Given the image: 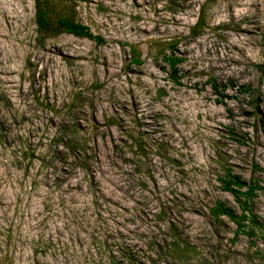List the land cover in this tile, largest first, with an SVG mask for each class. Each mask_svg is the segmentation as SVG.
<instances>
[{"label": "rangeland", "instance_id": "obj_1", "mask_svg": "<svg viewBox=\"0 0 264 264\" xmlns=\"http://www.w3.org/2000/svg\"><path fill=\"white\" fill-rule=\"evenodd\" d=\"M34 3L0 0V264H264L210 213L264 187V0L50 1L101 44Z\"/></svg>", "mask_w": 264, "mask_h": 264}, {"label": "trees", "instance_id": "obj_2", "mask_svg": "<svg viewBox=\"0 0 264 264\" xmlns=\"http://www.w3.org/2000/svg\"><path fill=\"white\" fill-rule=\"evenodd\" d=\"M50 1L51 0H35L34 15L38 31L61 29L74 36L92 39L99 44L104 42V39L100 35L93 34L88 27L80 22L73 21L67 17H60L55 21H51L49 18ZM42 40L43 39H40V42H42ZM166 62L171 68L170 74L172 75V79L178 82L176 66L181 62V59L175 56H168L166 57ZM214 88L217 90L216 85H214ZM220 180L224 190L230 192L240 204L241 212L237 214L222 201H217L213 208L210 209L211 215L215 219L219 216L228 217L236 226L235 235L243 234L250 240L254 237L264 239V222L253 213L250 207V202L256 196V191L264 187H261L254 181L247 183L230 171H227Z\"/></svg>", "mask_w": 264, "mask_h": 264}]
</instances>
